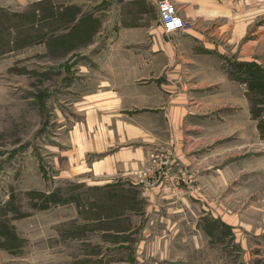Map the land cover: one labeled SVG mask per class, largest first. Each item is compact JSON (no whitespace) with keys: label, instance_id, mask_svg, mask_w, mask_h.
Returning a JSON list of instances; mask_svg holds the SVG:
<instances>
[{"label":"rangeland","instance_id":"374dc122","mask_svg":"<svg viewBox=\"0 0 264 264\" xmlns=\"http://www.w3.org/2000/svg\"><path fill=\"white\" fill-rule=\"evenodd\" d=\"M33 1L0 0V264H264V137L262 122L256 128L252 119L264 110L258 74H251L250 123L238 105L216 108L207 100L195 109L198 121H188L201 127L187 145L198 151L201 170L195 185L182 186L186 199L158 198L156 212L138 203V224L124 239L115 230L133 223L111 197L104 221L112 233L100 234L102 214L86 210L88 196L73 182L92 173L68 177L61 156L89 79L83 59L65 51L79 28L63 7L84 0H58L61 23L51 1ZM254 16L248 34L264 27V8ZM166 157L153 165L167 167ZM144 169L136 175L147 181L153 170ZM111 181L110 188L118 185Z\"/></svg>","mask_w":264,"mask_h":264},{"label":"crops","instance_id":"0c3cea01","mask_svg":"<svg viewBox=\"0 0 264 264\" xmlns=\"http://www.w3.org/2000/svg\"><path fill=\"white\" fill-rule=\"evenodd\" d=\"M46 1H51V10L59 11L60 23L64 8L73 25L77 24L73 49L65 51L69 57L76 54L71 58L83 59L81 68L89 78L78 100V118L68 130L66 150L61 153L64 169L70 178L76 174L71 170L92 173L73 182L83 187L85 199L88 196L86 210L102 214L97 226L100 234L112 233L104 220L108 199L116 198L113 207L133 223L131 230L126 223L115 230L125 239L138 224V203H147L148 210L156 212L151 203L164 197L172 203L184 201L190 193L182 186L195 185L200 179L198 151L188 146L201 127L187 124L197 120L199 104L207 100L226 109L238 105L242 113L246 111V122H251V74H258L264 97V27L248 32L264 0H174L178 14L190 27L168 35L154 0H84L83 5L76 1L62 9L58 0ZM204 93L206 99H202ZM230 113L225 112L234 118ZM252 119L256 128L262 122L264 137V110ZM160 155L169 156L167 167L153 165ZM144 168L153 170L146 175L147 181L136 175ZM188 169L193 171L189 177ZM162 170L166 180L159 177ZM129 174V180L121 178ZM110 177L117 186L109 187L113 186ZM144 184L150 185L146 195L140 192L146 190Z\"/></svg>","mask_w":264,"mask_h":264},{"label":"built area","instance_id":"2783aa9c","mask_svg":"<svg viewBox=\"0 0 264 264\" xmlns=\"http://www.w3.org/2000/svg\"><path fill=\"white\" fill-rule=\"evenodd\" d=\"M164 34H174L190 27L177 12L174 0H154Z\"/></svg>","mask_w":264,"mask_h":264}]
</instances>
